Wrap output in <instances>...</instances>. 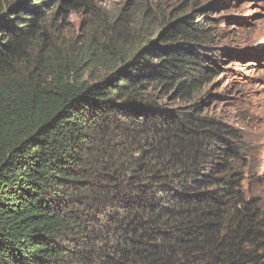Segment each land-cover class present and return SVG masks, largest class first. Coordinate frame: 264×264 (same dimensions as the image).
<instances>
[{
    "label": "trees",
    "instance_id": "1",
    "mask_svg": "<svg viewBox=\"0 0 264 264\" xmlns=\"http://www.w3.org/2000/svg\"><path fill=\"white\" fill-rule=\"evenodd\" d=\"M202 1L78 43L57 20L87 0H0V264H264Z\"/></svg>",
    "mask_w": 264,
    "mask_h": 264
},
{
    "label": "rangeland",
    "instance_id": "2",
    "mask_svg": "<svg viewBox=\"0 0 264 264\" xmlns=\"http://www.w3.org/2000/svg\"><path fill=\"white\" fill-rule=\"evenodd\" d=\"M183 1L87 0L69 5L61 12L58 33L72 42L83 43L105 22L128 26L131 19L140 21L145 8L151 11L150 25L156 29ZM202 3L207 7L206 14L216 20L209 27L216 30L219 47L232 55V61L221 65L223 74L213 78L209 87L213 96L207 101L204 98L203 107L216 109L241 132L248 148L249 165L244 169L247 196H260L264 205V0H203ZM95 40H100L97 33ZM253 173L260 177L259 184L251 183Z\"/></svg>",
    "mask_w": 264,
    "mask_h": 264
}]
</instances>
